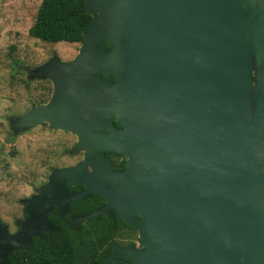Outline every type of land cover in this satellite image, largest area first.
<instances>
[{
	"label": "water",
	"instance_id": "95a60500",
	"mask_svg": "<svg viewBox=\"0 0 264 264\" xmlns=\"http://www.w3.org/2000/svg\"><path fill=\"white\" fill-rule=\"evenodd\" d=\"M87 8L78 53L36 67L53 83L49 99L15 121L70 131L84 150L81 163L51 173L45 211L106 197L75 222L118 215L142 243L114 244L105 264H264V0ZM106 150L124 154L126 169ZM68 181L87 187L69 193ZM45 211L30 210L14 234L0 221L3 261L55 228Z\"/></svg>",
	"mask_w": 264,
	"mask_h": 264
},
{
	"label": "rangeland",
	"instance_id": "374dc122",
	"mask_svg": "<svg viewBox=\"0 0 264 264\" xmlns=\"http://www.w3.org/2000/svg\"><path fill=\"white\" fill-rule=\"evenodd\" d=\"M40 2L0 0V217L6 222L9 205L18 204L30 192L29 184H39L51 167L75 159L63 151L78 142L76 134L48 122L12 137L16 119L41 100L47 101L53 89L51 80L30 77L28 71L36 72L39 64L54 55L71 59L80 47V42H48L30 36Z\"/></svg>",
	"mask_w": 264,
	"mask_h": 264
},
{
	"label": "trees",
	"instance_id": "16d2710c",
	"mask_svg": "<svg viewBox=\"0 0 264 264\" xmlns=\"http://www.w3.org/2000/svg\"><path fill=\"white\" fill-rule=\"evenodd\" d=\"M92 20L87 0H41L29 34L48 42L79 43ZM100 201V196L93 194L77 198L74 203L80 214L92 211ZM137 232L119 216L101 214L75 225L63 221L56 230H43L33 236L27 247L11 251L5 261L0 258V264H105L114 243L121 237H138ZM116 264L133 261L125 259Z\"/></svg>",
	"mask_w": 264,
	"mask_h": 264
},
{
	"label": "flooded vegetation",
	"instance_id": "af4514ba",
	"mask_svg": "<svg viewBox=\"0 0 264 264\" xmlns=\"http://www.w3.org/2000/svg\"><path fill=\"white\" fill-rule=\"evenodd\" d=\"M28 74L30 75V77H32V76H36L39 78L42 77V76H40L41 73L39 71L35 72L34 70H29ZM114 123H115L116 127H121V125L116 120H114ZM13 131L15 134L12 133L13 134L12 137H15L16 134H19L23 130L22 129H14ZM63 152H64L63 153L64 155H68V156L73 157L75 159L68 162V164H65V165L59 164V165L51 167L49 174L46 176L45 179H43V181H40L39 184H37V185L29 184L28 186L30 188V192L27 193L26 195H24L23 197H20L17 201L18 204H16L15 201H13L9 205L8 215H7L9 217V222L4 221V219L0 217V221L3 223V225L7 226L10 234H14L21 229L22 222L31 216L30 210H33L34 208H36L39 212L45 211V205L48 202V200L50 199V197L52 196V192L46 188V185L48 184V182L50 180L51 173L57 168L76 166L77 164L81 163L84 160L85 153L83 150L80 151V149L77 147V140L70 149H64ZM79 152L81 154L80 155L81 157H80V159H77V154ZM105 157L111 161L113 168L116 171H121V170L126 169L127 157L124 154L116 152V151H112V150H106L105 151ZM88 170H91V168L88 167ZM65 187H66L67 192L74 193V192L85 189L87 187V185L84 183H76L74 181H68V182H66ZM93 194H97V193L93 192L91 195H93ZM91 195H89V196H91ZM98 195L100 196L101 201L94 207V209L107 203L106 197H104L100 194H98ZM40 198L43 199V202L39 201ZM31 200H33V201H31ZM74 201H75V199H72L69 202L68 208L64 212L62 211L61 205L56 204V203H53L51 208L45 211L46 218H47L48 222L53 224V226L55 227V230L57 229V225L63 221L69 222L71 225L77 224L79 221L75 222L74 218L78 215L85 214V213L79 214L77 212L76 204L74 203ZM116 216H118V215H115V217ZM137 236H138V232H137ZM124 242L126 245L134 244L137 246L141 245V243H142L141 239L139 237L128 236V237L119 238L114 244L118 243V244L124 245ZM1 243H3V241H1ZM0 258L2 259L1 256H0ZM2 261H3V259H2Z\"/></svg>",
	"mask_w": 264,
	"mask_h": 264
}]
</instances>
